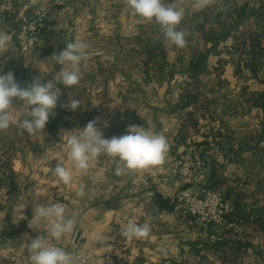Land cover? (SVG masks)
<instances>
[{
  "label": "crops",
  "instance_id": "obj_1",
  "mask_svg": "<svg viewBox=\"0 0 264 264\" xmlns=\"http://www.w3.org/2000/svg\"><path fill=\"white\" fill-rule=\"evenodd\" d=\"M56 1L0 0V29L11 36L8 50L0 53V63L10 58L0 68L5 73L13 71L19 82L23 77V86L31 83L35 75L42 79L48 75L44 73V64L51 65V71L53 65L61 66L49 58L68 42L79 41L75 34H82L86 41L92 32H106L107 29L116 34L124 30L131 35L137 33L138 24L127 26L123 23L124 18H138L126 0H62L59 5ZM173 1L184 15L194 18L191 23L182 24L183 29L196 35L192 52L211 51L205 62V72L198 76L201 87L199 91L192 90L196 101L177 108L180 88L148 91L147 94L154 96L151 108L132 110L114 122L115 129L122 134L129 125L135 124L164 135L170 145L164 163L145 170H126L117 176V160L101 155L91 162L86 174L74 171L72 185L62 184L56 189L67 194L63 196L65 199L59 200L37 195L45 191L44 187L36 188L26 179L39 172L38 166L44 158L37 159L36 153L34 159L29 155L16 158L12 166L14 179L0 189V264H29L25 234L35 237L43 235V230L16 229L28 205L35 207L43 203H63L76 215V228L82 236L78 250L110 251L116 264H181L192 257L198 264H264V258L258 257L256 252L264 250V0ZM39 5L52 6L48 27L35 48L21 52L16 42L20 18L31 15ZM219 32L224 33L223 39H214ZM237 36L241 37L238 42L242 43L243 54L232 51ZM120 45L115 43V48L121 49ZM215 50L219 53H214ZM220 50H227L226 57ZM90 59L89 54L88 64H92ZM189 59L183 64H188ZM120 60L115 55L109 59V64L117 66ZM127 60L130 65L142 63L138 57ZM149 60H145L147 65H150ZM220 62L224 64L216 73ZM183 78L165 77L171 84L180 83ZM113 79L115 82L119 79L137 82L140 78L131 69L128 74L121 70L115 72ZM85 80L87 77L83 76L81 81ZM156 93L160 98L163 96L160 102L155 99ZM13 105L12 113L18 116L30 110L18 99ZM51 118L54 120V116ZM140 119H143L141 123ZM257 124L259 130L255 129ZM4 142L10 143L9 140ZM26 144L23 143L25 148ZM198 151L210 159L200 174V187L214 188L232 208L224 226L200 225L175 198L184 184L171 173L174 161L184 152ZM49 162L50 168L53 162L71 166L67 155L53 153ZM89 178L93 183L85 181ZM81 186L83 195L77 191ZM28 191L34 193L31 198H28ZM72 191H76V195L70 198L68 195ZM91 192L98 195L88 196ZM129 222L148 223L151 226L149 236L123 237L121 229ZM93 231L99 234L100 240L91 238ZM70 237L71 234L49 243L74 254ZM237 243L251 246L237 249Z\"/></svg>",
  "mask_w": 264,
  "mask_h": 264
},
{
  "label": "clouds",
  "instance_id": "obj_2",
  "mask_svg": "<svg viewBox=\"0 0 264 264\" xmlns=\"http://www.w3.org/2000/svg\"><path fill=\"white\" fill-rule=\"evenodd\" d=\"M201 2L207 3V0ZM126 3L138 17L158 25L164 39L171 45L178 48L186 46L188 33L178 27L184 18L183 10L166 4L165 0H126ZM10 43L11 36L0 29V53L6 52ZM88 47V43L83 40L68 42L62 50L54 52L49 58L62 66L51 76L52 79L44 81V78L35 75L27 86H22L13 71L5 73L0 68V131L7 130L16 123L19 129L29 135L44 132L50 117L56 114L54 110L62 95L60 86H77L83 78L81 65L89 56ZM16 99L30 108L22 120H14L12 114L13 101ZM80 103L79 99L69 98L68 103H62L59 107L76 111ZM100 121L101 118L96 117L82 129L65 132L64 143L71 166L58 162L51 169L52 174L64 185L74 183V171L86 174L91 162L101 155L117 160V176L124 174L126 170H145L164 163L170 147L164 135L132 124L126 128L125 134L105 138L102 128L98 127ZM107 127L109 124L105 121L103 128ZM83 191L81 186L78 192L83 195ZM77 223L76 215L63 203L36 204L28 228L32 231L43 230L44 234L35 237L25 234L29 264H78V258L72 252L49 243L72 234ZM150 231L148 223L129 222L121 229V235L128 239L145 238ZM90 235L94 240L101 239L95 231Z\"/></svg>",
  "mask_w": 264,
  "mask_h": 264
},
{
  "label": "rangeland",
  "instance_id": "obj_3",
  "mask_svg": "<svg viewBox=\"0 0 264 264\" xmlns=\"http://www.w3.org/2000/svg\"><path fill=\"white\" fill-rule=\"evenodd\" d=\"M166 4L176 6V2L173 0H166ZM190 15V14H189ZM184 15L181 24L178 26L180 29L185 30L188 35L186 37L187 43L183 48H178L171 45L164 39L163 33L160 31L159 26L153 23L147 22L146 20L138 18H124L123 23L129 26L131 23L138 24V30L135 35H131L128 30H124L121 34H116L115 32L107 29L106 32H92L89 37H87L86 42L88 43V52L91 56L92 64H88L86 61L85 65H81L83 76L87 77L84 82L80 81L79 85L70 88L61 87L65 90L64 95L60 96L57 108L55 110L54 120L50 117L48 123L45 126L44 132H37L34 135H29L26 131H22L18 128L16 123L4 131H0V189L7 187V185L14 179V172L12 171L13 162L18 158L22 159L29 155L34 159L35 153L36 158L45 160L38 166L39 172L35 173L33 177L28 176V184L36 186V188L44 187V192H38L37 195L42 196L44 199L53 197L54 199L63 200L67 197V194H61L60 191L56 189L63 183L59 181L57 177L52 174L51 169H54L56 162L52 163L50 168L49 157L53 155L64 156L67 155L65 140V132L74 130L76 128H83L86 124L100 117L101 121L98 127H101L105 138H110L114 136L117 132V136L122 135L119 130L114 127L115 119L119 118L120 115L129 114L130 111L139 110L141 107L151 108L153 106L152 100L154 96L150 95L153 91L162 92L169 91L170 89L180 88L181 92L179 95L177 108H180V103L182 101L188 100L187 92H194V89L201 87H195L192 84V79L187 71L189 63L192 59L197 56L198 52L193 53L194 49L191 46L195 45L196 38L195 33L188 29H183L185 27L183 23H191L194 21L193 16ZM138 22V23H136ZM112 24V23H111ZM109 25V23H108ZM109 30V31H108ZM224 33L219 32L215 34L214 39H223ZM76 40H83L82 34H75ZM240 36L236 37L237 47H241ZM120 42L122 43L120 45ZM115 43L122 46L121 49L115 48ZM138 47V48H136ZM132 48V49H130ZM217 51V52H216ZM214 53H219V50L213 51ZM223 53V57H226L227 50H220ZM204 54V61L209 57L211 51H202ZM121 58V64L117 66L109 64V59L115 57ZM216 55V54H214ZM131 57H138L140 65H130L128 60ZM150 58L149 64L147 65L145 60ZM189 59L188 64H183L185 60ZM96 59H101L98 61ZM94 61V62H93ZM171 62V64L169 63ZM220 64L217 66L218 73L222 67ZM45 72L48 73L44 78V81L52 79L51 76L55 75V71L60 70L62 66H54L51 71V65L44 64ZM137 72L139 75V80L126 81L118 80L114 81L113 76L115 72H121L123 74H128L131 72ZM33 74V71L30 72ZM187 74L186 79L183 76ZM183 78L180 83L167 82L165 77ZM82 80V79H81ZM64 88V89H63ZM150 91L151 93H146ZM132 92L133 95H130ZM165 94V93H164ZM200 93H198V96ZM69 98H76L80 100V106L76 111H71L67 109H62L59 107L62 103H68ZM163 98V96H161ZM160 96L155 95L157 101H161ZM159 101V102H160ZM204 104V103H203ZM14 120L17 117L24 118L27 114L12 113ZM143 119L138 122L141 123ZM108 122L109 127L103 128V123ZM10 141V143L4 141ZM23 143H27L26 148ZM25 149V150H24ZM17 158V159H16ZM48 170V171H47ZM78 178V177H77ZM88 183H93L92 178ZM55 189V190H54ZM78 191V190H77ZM28 198H31L34 193H29ZM76 195V191H72L68 196L71 198ZM88 196L98 195V193L87 194ZM66 196V197H63ZM33 205H28L27 210L23 212V216L20 219L17 231H23L28 227V223L32 218ZM220 226V225H219ZM188 260V259H186ZM197 260L193 257L189 261L181 262V264H198Z\"/></svg>",
  "mask_w": 264,
  "mask_h": 264
},
{
  "label": "built area",
  "instance_id": "obj_4",
  "mask_svg": "<svg viewBox=\"0 0 264 264\" xmlns=\"http://www.w3.org/2000/svg\"><path fill=\"white\" fill-rule=\"evenodd\" d=\"M55 4H62V0H57ZM51 7L39 5L31 15L20 18L16 42L21 52H28L39 44L42 32L48 27ZM255 129L259 130L260 125L257 124ZM209 163V157L202 151L184 152L178 156L171 173L174 177L181 179L184 186L175 198L182 204L184 211L200 225L224 226L232 208L214 188L200 187V174ZM81 237L78 228H75L70 237V245L74 248L78 264H116L114 255L110 251L102 252L93 248L78 250L77 246Z\"/></svg>",
  "mask_w": 264,
  "mask_h": 264
},
{
  "label": "trees",
  "instance_id": "obj_5",
  "mask_svg": "<svg viewBox=\"0 0 264 264\" xmlns=\"http://www.w3.org/2000/svg\"><path fill=\"white\" fill-rule=\"evenodd\" d=\"M237 40V39H236ZM241 47H237L236 44L235 46L232 48V51H234V53H240V54H243V46L242 44H240ZM204 61V54L200 53L198 54L197 56H195L194 59H192L189 63V66H188V73H189V76L190 78L192 79V84L195 85V87H198L200 85V80L198 79V76L201 74V73H204L205 72V63H203ZM16 75H19V73H17ZM24 78L21 77V84L22 86L24 85L23 80ZM197 89V88H196ZM187 97H188V100L186 101H182L180 103V106L181 108H184V107H187L188 105H190L191 103H194L196 101V94H192L190 91L187 92ZM236 248L237 249H241L242 247L244 249H246L248 246H251V244H248V243H245V244H241V243H237L236 244ZM260 250V249H259ZM256 250L257 254H258V257H263L264 258V250Z\"/></svg>",
  "mask_w": 264,
  "mask_h": 264
}]
</instances>
